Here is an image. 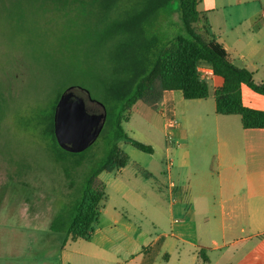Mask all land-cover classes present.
<instances>
[{
	"label": "crops",
	"instance_id": "obj_1",
	"mask_svg": "<svg viewBox=\"0 0 264 264\" xmlns=\"http://www.w3.org/2000/svg\"><path fill=\"white\" fill-rule=\"evenodd\" d=\"M198 10L209 38L263 82L264 0H200ZM203 70L209 98L166 92L157 111L141 102L133 108L124 128L143 143L151 144L140 131L163 119L174 145L167 166L135 153L125 168L100 177L107 200L89 245L68 241L62 264H264V129L246 130L239 116L218 115L214 91L224 79ZM242 97L264 111L263 95L243 85ZM134 110L148 123L138 134L126 129ZM171 120L177 126L169 128Z\"/></svg>",
	"mask_w": 264,
	"mask_h": 264
},
{
	"label": "trees",
	"instance_id": "obj_2",
	"mask_svg": "<svg viewBox=\"0 0 264 264\" xmlns=\"http://www.w3.org/2000/svg\"><path fill=\"white\" fill-rule=\"evenodd\" d=\"M38 2L46 6V13H53L70 25L58 50L61 59L55 63L57 78L51 75L48 80L53 79L60 86L45 89L37 104L15 116L14 122L21 132L52 144L57 164L62 165L71 181L70 202L51 223L52 232L65 233L64 244L70 240L90 241L107 200L106 185L100 176L117 172L129 163L120 144L125 142L153 154L151 146L133 139L124 128L137 103L157 111L166 92H181L185 100L209 98L210 87L199 71L208 67L224 79L223 86L214 91L217 114L239 116L246 130L264 129V111L245 106L242 97L243 85L264 96V81L257 83L252 71L233 63L224 45L209 38L210 29L200 26V0ZM176 2L184 33L164 40L157 25L163 12ZM51 51L46 54L49 58L53 55ZM70 85L86 87L107 109V120L98 141L80 154L64 151L55 136V108ZM45 95L48 100L41 99ZM2 97L0 88V125L7 114ZM82 167L85 172L77 182L75 173ZM139 172L152 178L143 169Z\"/></svg>",
	"mask_w": 264,
	"mask_h": 264
},
{
	"label": "rangeland",
	"instance_id": "obj_3",
	"mask_svg": "<svg viewBox=\"0 0 264 264\" xmlns=\"http://www.w3.org/2000/svg\"><path fill=\"white\" fill-rule=\"evenodd\" d=\"M177 6L178 2L169 6L158 22L157 29L164 40L184 33ZM45 10L38 0H0V88L7 108L0 125V264H62L61 248L66 235L52 232L51 223L66 209L73 193L71 181L62 165L57 164L52 144L21 132L14 122L15 116L37 104L45 89L60 86L52 78H57L54 69L61 59L58 50L70 25ZM51 49L53 55L49 58L46 54ZM51 75L53 81L48 82ZM47 98L45 95L41 99ZM147 124L134 110L132 124L126 129L137 132V127ZM163 124V119L157 118L156 128L140 131L152 145L139 142L151 146L153 154L125 142L120 148L131 160L137 159L135 153H139L154 164L163 161L166 167L167 150L174 145L165 136ZM84 170L82 167L75 173L77 182ZM100 177L105 178L106 173ZM79 244L89 245L84 240Z\"/></svg>",
	"mask_w": 264,
	"mask_h": 264
},
{
	"label": "water",
	"instance_id": "obj_4",
	"mask_svg": "<svg viewBox=\"0 0 264 264\" xmlns=\"http://www.w3.org/2000/svg\"><path fill=\"white\" fill-rule=\"evenodd\" d=\"M58 99L54 114L58 145L69 153H83L98 141L103 131L106 106L81 85L69 86Z\"/></svg>",
	"mask_w": 264,
	"mask_h": 264
},
{
	"label": "built area",
	"instance_id": "obj_5",
	"mask_svg": "<svg viewBox=\"0 0 264 264\" xmlns=\"http://www.w3.org/2000/svg\"><path fill=\"white\" fill-rule=\"evenodd\" d=\"M199 71H200V75H201V77L203 78V76H204V70H203V67H201V68L199 69ZM175 126H177V121H176V120H171V121H169V123H168V127H169V128H172V127H175ZM167 138H168L169 141L172 140V138L170 137V134H168ZM169 165H172V162H170Z\"/></svg>",
	"mask_w": 264,
	"mask_h": 264
}]
</instances>
